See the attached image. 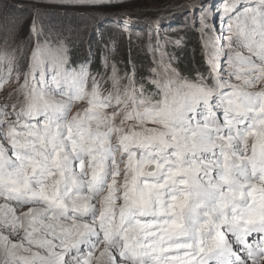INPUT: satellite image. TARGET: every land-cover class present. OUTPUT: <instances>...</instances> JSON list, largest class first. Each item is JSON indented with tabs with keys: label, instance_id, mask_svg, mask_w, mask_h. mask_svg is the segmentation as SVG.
Segmentation results:
<instances>
[{
	"label": "snow or ice",
	"instance_id": "1",
	"mask_svg": "<svg viewBox=\"0 0 264 264\" xmlns=\"http://www.w3.org/2000/svg\"><path fill=\"white\" fill-rule=\"evenodd\" d=\"M124 2L74 0L114 48ZM178 7L95 71L39 8L0 44V264H264V0Z\"/></svg>",
	"mask_w": 264,
	"mask_h": 264
},
{
	"label": "rangeland",
	"instance_id": "2",
	"mask_svg": "<svg viewBox=\"0 0 264 264\" xmlns=\"http://www.w3.org/2000/svg\"><path fill=\"white\" fill-rule=\"evenodd\" d=\"M190 2L191 0H127L122 3V9L132 13L133 23L130 25L131 34L126 32L114 48L113 44L108 42L107 28H105L102 40L96 33L93 22L88 19V10L82 4L74 3V0H3L0 4V44L12 29L15 30L16 43L24 39L28 34L27 30L31 20L36 15L32 9L39 8L41 10L40 26L45 29L54 27L66 38L70 67H78L91 47L95 59L90 64V68L95 71L99 65L100 51L105 44L110 53L114 48L117 60L126 57L130 49L133 56L138 53L143 54L141 48L147 37L138 38L136 33L146 30L145 18L154 19L157 13L171 15L172 19L165 22V27L170 25L171 29L180 28L184 22L185 13L178 6ZM14 5H25L26 7L18 11ZM124 19L128 17L125 16ZM35 42L36 38L33 37V45ZM120 67L122 68L123 65L121 64ZM64 87L67 89L68 86L64 85Z\"/></svg>",
	"mask_w": 264,
	"mask_h": 264
},
{
	"label": "trees",
	"instance_id": "3",
	"mask_svg": "<svg viewBox=\"0 0 264 264\" xmlns=\"http://www.w3.org/2000/svg\"><path fill=\"white\" fill-rule=\"evenodd\" d=\"M191 48H192V45L189 44L187 49L184 52L179 54L181 57V66H184V67L190 66ZM100 53H101V51H100ZM98 54H99V52H98ZM137 55H142V54L138 53ZM97 57H98V55H97Z\"/></svg>",
	"mask_w": 264,
	"mask_h": 264
}]
</instances>
